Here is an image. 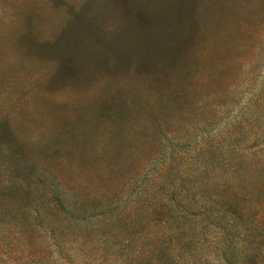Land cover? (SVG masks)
Instances as JSON below:
<instances>
[{"label":"rangeland","instance_id":"rangeland-1","mask_svg":"<svg viewBox=\"0 0 264 264\" xmlns=\"http://www.w3.org/2000/svg\"><path fill=\"white\" fill-rule=\"evenodd\" d=\"M0 264H264V0H0Z\"/></svg>","mask_w":264,"mask_h":264}]
</instances>
